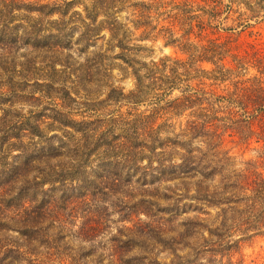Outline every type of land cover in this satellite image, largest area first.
I'll use <instances>...</instances> for the list:
<instances>
[{
	"label": "trees",
	"instance_id": "1",
	"mask_svg": "<svg viewBox=\"0 0 264 264\" xmlns=\"http://www.w3.org/2000/svg\"><path fill=\"white\" fill-rule=\"evenodd\" d=\"M263 18L264 0H0V264H243L264 173L224 136L264 152V54L230 38ZM158 42L183 57L145 56Z\"/></svg>",
	"mask_w": 264,
	"mask_h": 264
},
{
	"label": "rangeland",
	"instance_id": "2",
	"mask_svg": "<svg viewBox=\"0 0 264 264\" xmlns=\"http://www.w3.org/2000/svg\"><path fill=\"white\" fill-rule=\"evenodd\" d=\"M247 29L237 28L230 38V43L232 46L233 52L242 53L245 50H249L251 46H256L261 49L264 54V18L259 19L258 21H249ZM221 40H226L223 37L226 36V33L221 32ZM230 34H227V36ZM148 47L145 56H149L153 59H158L163 56L178 57L182 58L183 55H180L175 50L171 48H162L161 43L156 44L147 43ZM203 68L210 69V65L204 64ZM256 71L250 69L249 76L256 75ZM121 78V79H120ZM117 79H120L119 86L124 90V92L132 89L133 81L129 78H124L123 75L117 76ZM229 82H225L221 85H214L218 91H221L229 86ZM126 107L122 108L124 111ZM141 110L144 107L140 108ZM257 129V128H255ZM225 137L224 147L226 150H230L231 156L234 158V162L237 167L241 168L244 163H256L260 167V171L264 173V152L258 149L257 144H252L247 147L245 144H236L232 139H228L227 135ZM236 140V139H235ZM264 175V174H263ZM242 237L239 235L232 236L231 240H238ZM238 253L235 254V259H241L243 264H264V238H256L251 241H244L240 244L237 249Z\"/></svg>",
	"mask_w": 264,
	"mask_h": 264
}]
</instances>
